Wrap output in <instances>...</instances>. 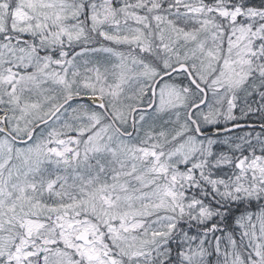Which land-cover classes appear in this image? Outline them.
<instances>
[{"label": "snow or ice", "instance_id": "obj_1", "mask_svg": "<svg viewBox=\"0 0 264 264\" xmlns=\"http://www.w3.org/2000/svg\"><path fill=\"white\" fill-rule=\"evenodd\" d=\"M0 264H264V0H0Z\"/></svg>", "mask_w": 264, "mask_h": 264}]
</instances>
